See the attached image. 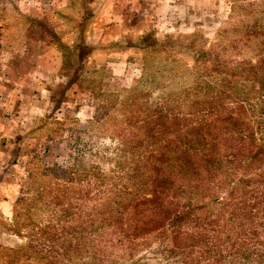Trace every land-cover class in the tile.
Instances as JSON below:
<instances>
[{
    "label": "rangeland",
    "instance_id": "1",
    "mask_svg": "<svg viewBox=\"0 0 264 264\" xmlns=\"http://www.w3.org/2000/svg\"><path fill=\"white\" fill-rule=\"evenodd\" d=\"M261 2L263 0H164L158 21L153 22L145 34H136L143 37L138 42L140 45L121 49L125 63L120 67L106 64L87 72L89 78L81 85L89 91L81 89L82 95H76L73 105L67 106L66 111L62 108L56 112L44 126L56 142L48 154L35 157L25 168L15 201L14 220L1 225L0 264L161 263L158 254L153 253L158 241L143 244L140 238L134 244L119 245L116 241L104 246L105 241L115 239V235L105 222L107 217L100 214L99 193L112 184L121 192H131L130 178L135 174L136 158L143 154L145 146L136 137L135 128L130 126L145 118L139 110H155L177 98L184 89L193 87L194 78L205 75L202 64L197 61L199 53L205 52L213 58L214 48L223 50V47L219 49V44L224 42L231 46L235 37L230 31L241 28V22L251 17L245 15V7ZM18 10V0H0V34L8 27L16 34L15 28L19 25H34L32 20L17 15ZM8 12L14 14L7 15ZM255 43L258 42L247 43L245 49L238 44L234 53L226 51L224 61L233 66L241 63L238 68L246 63L257 64L258 52H253ZM82 53L89 55L91 51L84 49ZM72 68L78 75L79 72L85 75L83 67ZM214 77L212 73V79ZM239 88L244 90L245 83L241 82ZM231 101L227 100L226 104L232 105ZM238 104L241 102L235 105ZM166 136L164 123L159 121L145 143L157 142L155 147L162 152ZM219 142V145L216 142V153L223 161L215 179L214 194L200 202L194 200L193 204L201 207L196 210L197 214L211 215L215 222L216 241L224 248L217 257V264H264L261 214L253 225L245 221V228L252 226V229L241 238L242 243H228L232 236L228 227H237L242 222L238 220L234 224L231 214L234 209L244 208L236 206V200L232 199L233 188L245 177V167L251 161L245 163L239 158L233 164L235 142L224 143V146L220 145L222 138ZM254 167L258 171L264 168L260 164ZM130 200L128 197L125 203L130 205ZM224 209L227 211L219 216ZM245 209L247 216L257 210L250 205ZM112 218L123 223L127 219L115 214ZM233 232L236 235L240 230Z\"/></svg>",
    "mask_w": 264,
    "mask_h": 264
},
{
    "label": "trees",
    "instance_id": "2",
    "mask_svg": "<svg viewBox=\"0 0 264 264\" xmlns=\"http://www.w3.org/2000/svg\"><path fill=\"white\" fill-rule=\"evenodd\" d=\"M247 6L254 11H249ZM247 6L245 15L251 17L247 16L241 22V28L230 31L235 37L231 46L224 42L219 44V49L223 47V50L214 48L213 58L205 52L199 53L197 61L202 64L201 70L205 75L195 77L193 87L184 89L177 98L168 100L163 106L155 110H139L145 118L139 124L130 125L137 131L136 137L145 144L144 151L136 158L135 174L130 178V193L121 192L116 184L99 193L100 214L107 217L105 222L115 235V239L105 241V247L116 241L119 245L125 242L134 244L141 238L143 244L158 241V248L153 253L158 254L160 264H217V257L224 248L216 241L215 222L211 220V215L197 214L196 210L201 207L194 206L193 201L200 202L214 194L215 179L223 161L216 153V142L219 145L220 138V145L223 146L224 143L235 142L233 164L239 158L245 163L251 161L245 167V177H241L239 185L233 188L232 199L236 200V206L243 205L244 208L234 209V214H231L234 224L238 220L242 222L237 227H228L232 234L228 243H242L241 238L252 229V226L245 228V221L253 225L259 214V218L264 219V168L258 171L254 167L257 164L264 166V0L259 5ZM13 14L8 12L7 15ZM17 15L32 20L34 25H19L15 28L16 34H12L10 27L6 26L8 28L2 31L0 38L9 36L11 40H17L25 30L33 33L36 27H47L19 14V11ZM142 39L129 33L118 47L99 50L105 54L122 52V48L139 46L138 42ZM253 41L258 42L253 50L258 52L257 64L246 63L238 68L241 63L233 66L224 61L226 51L232 54L238 44L245 49L247 43ZM84 49L91 53L84 55ZM59 50L66 61L62 64V71L71 76V84L89 91L81 85L84 79L89 78L87 72L106 65L90 61L97 49L62 46ZM71 65L83 67L85 75L75 73ZM212 73H215L213 79ZM241 82L245 83L244 90L239 88ZM227 100H233L231 103L234 106L226 104ZM239 102L241 104L235 105ZM137 116L140 115L134 117ZM48 120L52 118L41 120L33 134L55 140L44 128ZM159 121L164 123L167 135L162 152L155 147L157 142L152 145L145 143ZM149 153L150 156L146 157ZM128 197H131L130 205L125 203ZM246 205L257 209L256 213L247 216ZM226 211L224 209L218 215L222 216ZM114 214L127 218L125 223L112 218ZM260 226L264 227V224ZM234 229L240 230V233L235 235Z\"/></svg>",
    "mask_w": 264,
    "mask_h": 264
},
{
    "label": "crops",
    "instance_id": "3",
    "mask_svg": "<svg viewBox=\"0 0 264 264\" xmlns=\"http://www.w3.org/2000/svg\"><path fill=\"white\" fill-rule=\"evenodd\" d=\"M163 1L18 0L19 14L47 27L25 30L17 40L0 38V239L2 223L14 220L26 166L56 142L33 132L41 120L68 110L76 95H82L62 71L66 61L59 49H97L91 62L120 67L125 63L122 52L99 49L118 47L129 33L148 32L162 15Z\"/></svg>",
    "mask_w": 264,
    "mask_h": 264
}]
</instances>
